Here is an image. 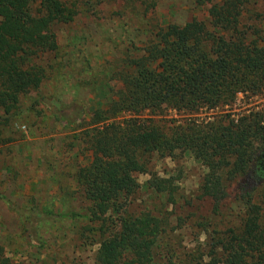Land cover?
Here are the masks:
<instances>
[{"label": "trees", "instance_id": "trees-1", "mask_svg": "<svg viewBox=\"0 0 264 264\" xmlns=\"http://www.w3.org/2000/svg\"><path fill=\"white\" fill-rule=\"evenodd\" d=\"M194 1L205 6L207 21L158 28L113 71L118 94L99 102L88 120L81 118L75 139L86 154L73 178L88 206L84 214L57 215L86 220L79 238L98 244L94 264H155V249L176 227L169 229L167 211L130 212L126 200L138 188L135 175L149 173L153 155L173 159L178 152L202 164L197 198L208 200L210 210L194 221L202 246L171 250L166 264H264V109L229 110L239 93L264 91V0ZM77 13L75 2L0 0V142L20 97L45 77L37 59L58 48L53 25L69 23ZM160 105L189 117L158 123L142 116ZM215 109L205 119L193 116ZM177 179L152 174L146 186L174 204ZM231 190L238 213L225 218L221 208ZM185 220L178 217V225ZM21 222L24 232L35 229L27 219ZM35 232L27 243L44 247ZM0 264L26 263H12L0 247Z\"/></svg>", "mask_w": 264, "mask_h": 264}, {"label": "rangeland", "instance_id": "rangeland-1", "mask_svg": "<svg viewBox=\"0 0 264 264\" xmlns=\"http://www.w3.org/2000/svg\"><path fill=\"white\" fill-rule=\"evenodd\" d=\"M63 1L75 2L78 13L69 23L53 25L58 48L37 59L45 67V77L37 90L20 97L1 133L0 247L12 263L94 264L98 244L95 240L83 244L79 238L86 220L57 215L66 210L84 214L88 206L73 178L86 154L83 143L75 139L84 123L81 118L88 120L99 102L104 105L118 94L120 83L113 71L158 28L192 19L207 21L205 6L194 0ZM237 98V106L229 109L232 115L242 109H264V91L254 96L239 93ZM217 111L202 110L193 116L205 119ZM142 116L158 123L189 117L164 105L145 110ZM65 119L67 124L61 121ZM203 172L199 161L178 152L173 159L153 155L149 173L135 175L138 188L126 200L128 211H167L169 229L176 227L164 236V247L155 249V264H166L171 250L190 252L202 246L203 234L194 221L210 210L208 200L197 198ZM152 174L178 178L174 204L147 188ZM234 193L231 190L221 208L225 218L238 213ZM178 217L185 222L178 225ZM22 219L35 229L24 232ZM36 230L45 240L42 248L27 243Z\"/></svg>", "mask_w": 264, "mask_h": 264}, {"label": "clouds", "instance_id": "clouds-1", "mask_svg": "<svg viewBox=\"0 0 264 264\" xmlns=\"http://www.w3.org/2000/svg\"><path fill=\"white\" fill-rule=\"evenodd\" d=\"M202 239H203V237H202Z\"/></svg>", "mask_w": 264, "mask_h": 264}]
</instances>
